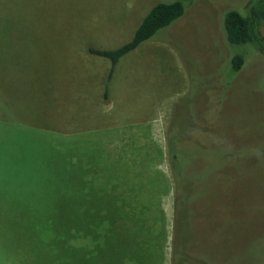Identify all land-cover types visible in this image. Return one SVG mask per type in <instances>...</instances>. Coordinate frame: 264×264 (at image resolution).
<instances>
[{
	"label": "rangeland",
	"instance_id": "1",
	"mask_svg": "<svg viewBox=\"0 0 264 264\" xmlns=\"http://www.w3.org/2000/svg\"><path fill=\"white\" fill-rule=\"evenodd\" d=\"M176 1L182 16L120 59L104 98L111 64L88 49L123 46L155 5ZM250 2L0 0V178L11 191L0 264H264V52L232 49L223 31L224 13ZM235 51L245 65L229 76ZM168 138L187 179L184 229L174 187L162 198L168 229L46 228L57 184L43 180L47 144L93 145L169 177Z\"/></svg>",
	"mask_w": 264,
	"mask_h": 264
},
{
	"label": "trees",
	"instance_id": "2",
	"mask_svg": "<svg viewBox=\"0 0 264 264\" xmlns=\"http://www.w3.org/2000/svg\"><path fill=\"white\" fill-rule=\"evenodd\" d=\"M184 10V4L179 1L159 3L144 17L128 43L111 51L88 49L90 55L105 58L111 64L104 98H107L109 82L120 59L180 18ZM263 24L264 0H251L246 13L227 10L223 15L227 44L232 49L248 46L264 52ZM245 57L242 51L234 52L227 65L229 76L241 71ZM63 144V149L48 144L41 149L46 153L43 180L57 183L50 189L48 203L46 199L41 207L42 215L46 207L48 210L44 220L47 229H168L162 198L173 191V187L177 220L184 229L188 189L184 171L177 166L179 140L168 138V153L164 155L160 150L161 159L168 156L169 177L155 167L152 171L147 166L139 168L135 165L139 160L136 158L128 164L129 159L112 157L93 145L78 151L70 142ZM31 214L38 217L40 210L33 208ZM179 226L176 229H181ZM84 262L97 264L94 259Z\"/></svg>",
	"mask_w": 264,
	"mask_h": 264
},
{
	"label": "crops",
	"instance_id": "3",
	"mask_svg": "<svg viewBox=\"0 0 264 264\" xmlns=\"http://www.w3.org/2000/svg\"><path fill=\"white\" fill-rule=\"evenodd\" d=\"M0 175H1V171H0ZM6 178H0V189H3L4 191V194L3 195H0V202L1 201H4V200H7L10 198L11 196V191L9 190V186L10 184H7V183H4L3 181L5 180ZM16 186L13 185V189H12V196L16 197ZM10 217V213H9V209H8V212H7V220L8 218ZM7 220H6V223L5 225L7 224ZM16 223V221H15ZM5 229H8V228H5ZM9 229H15V226L12 225ZM43 229H40V243H42V231ZM31 260V259H30Z\"/></svg>",
	"mask_w": 264,
	"mask_h": 264
}]
</instances>
